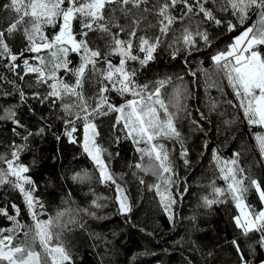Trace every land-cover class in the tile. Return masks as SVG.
<instances>
[{"label": "trees", "instance_id": "16d2710c", "mask_svg": "<svg viewBox=\"0 0 264 264\" xmlns=\"http://www.w3.org/2000/svg\"><path fill=\"white\" fill-rule=\"evenodd\" d=\"M6 3L9 0H0V31H5L18 18L14 11L3 7ZM155 3L156 0H149L146 7ZM222 3L223 0H207V6L217 19L222 20L221 24L206 20L198 12L177 19L172 30L162 38L152 60L141 65L140 59L145 54L137 48L134 54L138 59L127 63V67L136 72V83L147 84L149 91L154 90L157 82L167 81L161 90L162 96L169 111L177 116L175 123L180 136L161 141L173 164L169 191L176 203L171 208V220L154 187L162 182L151 172L136 167L137 164L148 167L151 162L147 157L141 159L137 146L125 138L122 125L113 128L117 114L98 116L94 121L100 133L96 142L103 150L102 158L116 181L115 184L102 183L97 166L83 148L84 120L76 117L79 109L72 108V115H68L64 108L65 104L77 103L75 98L49 97L42 102L41 98L51 90L48 86L51 81L37 83V74H25V59L33 65L38 63L33 58L36 54L25 51L28 41L24 29L31 28V20L25 18L10 36L5 32V41L17 60L12 61L9 53L0 48V170L7 169L6 161L13 160L12 153L18 152L14 164L26 166L29 170L24 175L32 181L25 188L32 190L35 199L43 206L36 208L40 218L56 221L53 233L59 235L58 242L70 252L71 264L264 262V247L260 244L262 233L253 231L244 235L236 226L234 217L239 212L221 175L225 162L236 160L235 167L242 170L246 184L250 185V180L256 179L264 188V157L255 141L256 135H264V127L248 123L233 89L212 61V56L227 50L246 27L257 21L258 16L251 12L241 23L230 11H221ZM184 11L183 5H178L172 14L180 17ZM149 19L155 23L154 16ZM229 21L235 25L232 31L228 29ZM185 27L194 34V46L186 47L182 41L177 43L176 38L181 36ZM73 28L80 31L79 20L74 21ZM58 30V27L45 29L48 36ZM196 32H206L208 42L195 35ZM147 34L159 35L158 28L149 29ZM91 39L94 47L103 52L108 50L107 37H102L101 33L91 34ZM257 48L264 53V45ZM177 49L179 51L173 57ZM40 55L50 59L46 52ZM69 59L71 67L80 62L75 53H70ZM110 59L113 64L119 63L118 56ZM13 64L17 66L13 68ZM103 66V62L97 65ZM21 76L24 79H20ZM58 76L69 84L75 83V77L63 70ZM98 87L96 77L88 72L83 94L93 107ZM106 95L116 105L132 99L130 95L120 96L114 91ZM67 120L75 121L76 131L71 138L67 133L73 125L66 124ZM185 151L187 164L181 155ZM77 173L81 176L87 173V176L83 180H74ZM8 179L15 180L14 177ZM116 184L124 189L123 195L131 209L127 213L120 211ZM215 188L224 189L225 194L216 196ZM205 198L215 202L208 205ZM245 202L257 211L264 208L251 186ZM13 205L19 209L18 215ZM0 208L15 216L23 226L16 232V243L24 241V232L29 231L28 226L33 221L23 194L13 183L0 184ZM58 213L63 215L58 216ZM14 226L13 221L0 215V228ZM27 239L31 241V234ZM233 240L238 242L240 252H237Z\"/></svg>", "mask_w": 264, "mask_h": 264}, {"label": "snow or ice", "instance_id": "6c2138e0", "mask_svg": "<svg viewBox=\"0 0 264 264\" xmlns=\"http://www.w3.org/2000/svg\"><path fill=\"white\" fill-rule=\"evenodd\" d=\"M148 3L149 0H9L3 7L14 11L18 18L5 31H0V48L4 53H9L12 61H16L17 56L11 54L5 41V32L10 36L19 29L25 18L31 20V28L24 29L28 41L25 51L36 54L33 58L38 63L33 65L25 59L24 71L26 75L37 74V83L51 81L48 84L51 90L47 96L41 98L42 102L49 97L75 98L77 103L65 104L64 108L68 115H72V108L79 109L76 117L84 120L83 148L97 166L102 183L115 184L116 181L102 158L103 150L96 142V137L100 133L94 121L98 116L116 113L113 128L122 125V130L126 133L125 138L131 139L137 146L136 150L141 154V159L147 157L151 162L148 167L142 164H137L136 167L146 173L151 172L162 182L154 187L171 220V208L176 203L169 191L174 174L173 164L161 141L180 136L175 123L177 116L176 113L169 111V106L162 96L161 90L167 81L157 82L154 90L149 91L147 84L136 83V72L130 70L127 63L138 59L134 54L137 48L139 52L145 54L140 59L141 65L152 60L162 38L172 30V25L177 19L182 20L198 12L206 20L214 21L217 25L221 24L222 20L214 16L213 10L207 6V0H156L151 7H146ZM178 5H183L186 9L180 17L172 14V10ZM221 11H230V14L238 17L241 23L249 18L251 12L258 16L257 21L246 27L227 50L212 56V61L218 71L223 72L228 85L233 89L248 123L264 127V53L257 48L258 45H264V0H223ZM150 16L155 17V23L149 19ZM77 20L80 22L79 32L73 28V23ZM48 27H58L59 30L48 36L45 31ZM234 27L235 25L229 21V31ZM154 28H158L159 35H148V30ZM97 32L101 33L102 37H107L106 52L93 46L91 34ZM142 32L144 34H140ZM193 35V32L185 27L181 36L176 38L177 43L182 41L186 47L194 46ZM195 35L208 42L206 32H196ZM178 51L179 49L173 52V57ZM42 52H46L50 59L42 57L40 55ZM70 53L79 56L80 62L76 67L70 66L72 64L69 59ZM111 56H118L119 63L113 64ZM100 62H103V67H97ZM16 66L13 64V68ZM61 70L75 77V83L69 84L59 77L58 73ZM88 72L96 77L99 85L94 107L88 104L83 94ZM20 79L24 77L21 76ZM110 91L120 96L130 95L132 99H125L124 103L119 105L113 104L106 95ZM35 95L39 96L38 93ZM176 104H179L178 99ZM12 115L14 116V113ZM65 123L73 125L71 131L67 133L71 138L72 133L76 131L75 121L67 120ZM257 143L261 155L264 156V135L257 136ZM140 144H144L145 147H139ZM181 155L185 157L184 162L187 164V152H182ZM12 157L13 160L6 161L7 170H0V184L13 183L20 190L33 224L28 226V232H24L26 239L16 243V232L23 226L19 225L15 216L0 208V215L6 216L15 225L11 228H0V264H71L70 252L63 243L58 242L59 235L53 233L56 221L53 218H40L36 208L43 206L35 199L32 190L25 188L26 184H32L29 177L24 175L29 169L14 164V160L18 159V152L14 151ZM236 163V160H232L225 162L221 167L222 178L227 182L226 191L235 201L240 213L234 220L244 235L260 231L262 233L260 244L264 247V208L257 211L245 202L246 193L251 186L255 188L261 204H264V188L256 179H251L250 185L246 184L242 178V170L235 167ZM86 176L87 173L85 176L77 173L73 179L83 180ZM8 177H14L15 180L10 181ZM116 189L120 211L122 213L131 211L127 197L123 195L124 189L119 184H116ZM214 192L216 196L225 194V190L221 188H215ZM214 202L205 198L208 205ZM12 207L16 209L18 215L19 209L16 205ZM60 215L63 213H58V216ZM30 234L29 242L27 237ZM232 243L236 246L237 252H240L238 242L233 240ZM243 259L241 256V260Z\"/></svg>", "mask_w": 264, "mask_h": 264}, {"label": "rangeland", "instance_id": "374dc122", "mask_svg": "<svg viewBox=\"0 0 264 264\" xmlns=\"http://www.w3.org/2000/svg\"><path fill=\"white\" fill-rule=\"evenodd\" d=\"M235 42V40L232 42V44ZM257 136H261V135H256V137H255V141L257 142ZM83 144H84V136H83ZM264 157V156H263ZM7 169H4V171H6ZM238 212H239V210H238ZM240 214V213H239ZM261 264H264V262L263 263H261Z\"/></svg>", "mask_w": 264, "mask_h": 264}]
</instances>
